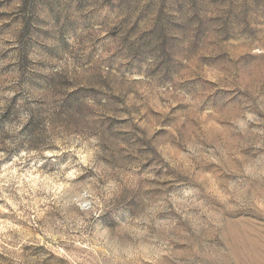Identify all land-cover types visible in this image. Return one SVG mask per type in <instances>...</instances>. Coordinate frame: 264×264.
<instances>
[{"label":"rangeland","instance_id":"obj_1","mask_svg":"<svg viewBox=\"0 0 264 264\" xmlns=\"http://www.w3.org/2000/svg\"><path fill=\"white\" fill-rule=\"evenodd\" d=\"M0 264H264V0H0Z\"/></svg>","mask_w":264,"mask_h":264}]
</instances>
